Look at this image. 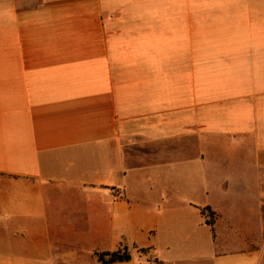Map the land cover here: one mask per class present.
<instances>
[{
	"label": "crops",
	"instance_id": "0c3cea01",
	"mask_svg": "<svg viewBox=\"0 0 264 264\" xmlns=\"http://www.w3.org/2000/svg\"><path fill=\"white\" fill-rule=\"evenodd\" d=\"M0 264H264V0H0Z\"/></svg>",
	"mask_w": 264,
	"mask_h": 264
},
{
	"label": "trees",
	"instance_id": "16d2710c",
	"mask_svg": "<svg viewBox=\"0 0 264 264\" xmlns=\"http://www.w3.org/2000/svg\"><path fill=\"white\" fill-rule=\"evenodd\" d=\"M206 222L212 227L213 234L215 236V217L214 212L209 209V212L207 213V219ZM98 258L100 261L104 263H112L116 261H124L129 260L131 258V253L127 250H116V251H104L98 253Z\"/></svg>",
	"mask_w": 264,
	"mask_h": 264
},
{
	"label": "built area",
	"instance_id": "2783aa9c",
	"mask_svg": "<svg viewBox=\"0 0 264 264\" xmlns=\"http://www.w3.org/2000/svg\"><path fill=\"white\" fill-rule=\"evenodd\" d=\"M116 195L120 194V190L118 188L114 189Z\"/></svg>",
	"mask_w": 264,
	"mask_h": 264
}]
</instances>
